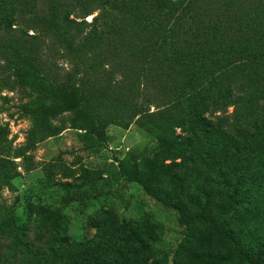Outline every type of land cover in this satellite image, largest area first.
Here are the masks:
<instances>
[{"label": "trees", "instance_id": "trees-1", "mask_svg": "<svg viewBox=\"0 0 264 264\" xmlns=\"http://www.w3.org/2000/svg\"><path fill=\"white\" fill-rule=\"evenodd\" d=\"M98 51L105 59L86 66L82 56ZM53 52L72 64L62 77L49 71L45 55ZM0 60V91L15 83L40 99L23 105L33 120L29 139L59 134L50 122L66 112L101 141L111 124L137 123L155 137L152 150L129 152L120 170L178 213L193 241L182 264H264V247L243 248L222 220L238 205L251 158L264 157V0H0ZM129 63L138 74L120 82L107 70ZM144 79L157 82L156 98L142 92ZM114 83L129 85L115 96ZM9 134L0 124V189L12 186ZM221 134L225 154L201 148ZM189 164L214 175L222 199L190 193L180 173ZM54 224L57 247L63 239ZM127 241L74 264H158L145 237Z\"/></svg>", "mask_w": 264, "mask_h": 264}, {"label": "rangeland", "instance_id": "rangeland-1", "mask_svg": "<svg viewBox=\"0 0 264 264\" xmlns=\"http://www.w3.org/2000/svg\"><path fill=\"white\" fill-rule=\"evenodd\" d=\"M103 11L87 20L92 21ZM99 53L101 57L91 60L90 55H83L82 61L86 66L98 65L105 59L101 51L96 56ZM45 58L55 76L62 77L72 68L70 60L60 53H48ZM1 63L2 60L0 66ZM116 66L107 70H116L118 82L124 75L138 74L131 63L120 71ZM14 84L0 91V124L10 129L7 139L14 154L10 156L14 160L12 186L0 189V264H74L93 253L105 254L127 245L132 233L151 243L158 264H182L193 241L184 237L178 213L148 195L137 183L129 182L120 170V161L129 152L141 155L152 150L155 137L137 123L128 128L111 124L107 139L101 141L86 129L77 128L74 114L66 112L50 122L61 129L59 134L42 141L29 139L33 120L24 113L23 105L40 99L30 94V89ZM126 85L129 83H114L115 96H120ZM140 88L154 98L158 95L155 81L144 79ZM224 139L226 135L221 134L219 143L211 139L201 148L225 154ZM180 173L185 175L192 195L203 197L202 191L207 190L215 200L222 199V191L212 181L214 175L198 164H189ZM55 219L63 239L57 247L52 246L57 232ZM222 220L243 248L264 247V157L253 155L242 173L238 205ZM40 255L45 256L43 261Z\"/></svg>", "mask_w": 264, "mask_h": 264}]
</instances>
